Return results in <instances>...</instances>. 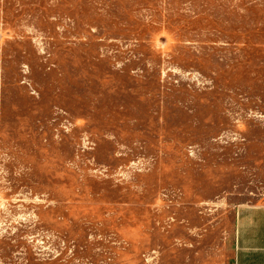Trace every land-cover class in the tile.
<instances>
[{"label":"rangeland","instance_id":"obj_1","mask_svg":"<svg viewBox=\"0 0 264 264\" xmlns=\"http://www.w3.org/2000/svg\"><path fill=\"white\" fill-rule=\"evenodd\" d=\"M264 203V0H0V264H233Z\"/></svg>","mask_w":264,"mask_h":264},{"label":"crops","instance_id":"obj_2","mask_svg":"<svg viewBox=\"0 0 264 264\" xmlns=\"http://www.w3.org/2000/svg\"><path fill=\"white\" fill-rule=\"evenodd\" d=\"M233 264H264V203L236 208Z\"/></svg>","mask_w":264,"mask_h":264}]
</instances>
